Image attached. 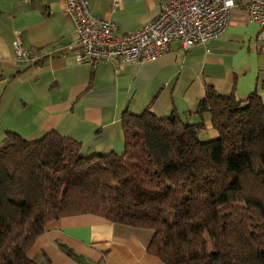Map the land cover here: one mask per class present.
<instances>
[{
  "label": "trees",
  "instance_id": "16d2710c",
  "mask_svg": "<svg viewBox=\"0 0 264 264\" xmlns=\"http://www.w3.org/2000/svg\"><path fill=\"white\" fill-rule=\"evenodd\" d=\"M207 113L215 138L198 132ZM198 114L199 122L189 120ZM124 147L84 156L50 131L0 144V264L28 256L48 222L91 214L153 231L163 264H264V101L207 86L194 110L122 117ZM64 247V246H63ZM62 247V248H63ZM73 255L71 249L63 248Z\"/></svg>",
  "mask_w": 264,
  "mask_h": 264
},
{
  "label": "crops",
  "instance_id": "0c3cea01",
  "mask_svg": "<svg viewBox=\"0 0 264 264\" xmlns=\"http://www.w3.org/2000/svg\"><path fill=\"white\" fill-rule=\"evenodd\" d=\"M86 1L94 14L115 24L116 34L140 28L159 9L158 0ZM64 8L65 0H0V144L6 131L29 141L55 131L79 142L84 156L120 153L125 112L182 114L195 109L207 86L236 99L256 93L264 101L259 25L249 20L242 3L231 9L225 30L208 41L185 50L173 40L152 60L95 65L78 62L68 48L76 36ZM16 31L23 46L39 55L33 62L16 59ZM188 118L201 120L198 114ZM203 118L199 138H215L208 114ZM152 234L96 215L64 216L46 224L28 256L39 264H163L147 251Z\"/></svg>",
  "mask_w": 264,
  "mask_h": 264
},
{
  "label": "built area",
  "instance_id": "2783aa9c",
  "mask_svg": "<svg viewBox=\"0 0 264 264\" xmlns=\"http://www.w3.org/2000/svg\"><path fill=\"white\" fill-rule=\"evenodd\" d=\"M157 15L130 33H114L115 24L94 14L86 0H65V14L71 19L76 39L68 44L78 62L92 64L117 60L119 64L152 60L164 53L173 40L183 49L221 34L230 11L242 3L250 21L259 25L258 51L264 55V0H158ZM17 60L33 62L39 55L22 44L19 32L12 41ZM87 264H95L89 262Z\"/></svg>",
  "mask_w": 264,
  "mask_h": 264
}]
</instances>
